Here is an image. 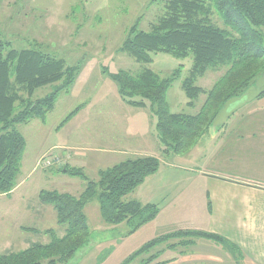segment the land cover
<instances>
[{"label": "rangeland", "instance_id": "obj_1", "mask_svg": "<svg viewBox=\"0 0 264 264\" xmlns=\"http://www.w3.org/2000/svg\"><path fill=\"white\" fill-rule=\"evenodd\" d=\"M167 1L0 0V41H10L17 49L38 47L46 53L64 59L68 66L80 65V72L70 91L60 93L54 109L47 114L45 121L35 118L28 124L18 125L27 140L18 176V182L23 177L25 184L15 193L14 198L0 195V255L22 250L35 242L48 243L51 235L45 230L55 229L59 236L65 233L66 226L58 222L52 205L46 214L43 211L39 212L41 207L46 206L40 200L39 193L46 189L71 191L77 195L75 193L77 187L80 184L85 185L86 181L61 170L68 164L66 157L50 168L36 167L44 153L55 145H65L67 140L79 145L86 142L91 149L85 153L92 160L91 158L99 154L94 144L96 137L99 136L96 129L111 132L113 137L125 131L128 124L133 130H146V108L126 103L118 92L116 82L104 70L111 73L127 70L138 74L145 69H152L167 77L175 70L182 69L181 75L168 91L167 99L171 111L192 115L200 111L207 95L202 94L194 106H189V98L183 88L184 79L189 75L192 66V57L177 58L159 52L155 54L152 62L143 63L121 50L130 28L138 24L139 29L150 30L152 24L164 15ZM212 20L216 25L230 30L216 10L213 12ZM226 70L227 67L210 68L203 76L197 78L195 84L209 90ZM54 89V85L41 87L33 98H43ZM21 92L26 95L25 91ZM263 98L264 96L247 104L228 122L239 121L245 117L246 121L255 118L252 110L264 106L260 105ZM77 108L79 109L67 119V116ZM243 112H247L248 115L244 117ZM100 114L102 116L106 114V119L99 120L96 124L95 118ZM216 143L217 139L210 138L209 133H206L193 146L181 153L161 151L155 154L158 155L161 164L159 172L148 176L143 184L125 198L143 201L152 199L156 196L153 188L157 187L162 194L158 198L155 197L154 202L160 207L164 204L170 205L169 202L177 195L181 194L180 201L188 196L191 197L189 205H195L196 214L199 215L198 219L194 217L193 223L197 220L203 223L200 217L202 213L208 221L210 207L203 182L204 174L210 171L231 172L232 162L237 165L220 153V148L214 153ZM161 147L163 148L162 144ZM58 150L63 155L67 153L65 149ZM52 169L54 171H51ZM84 171L90 179L97 180L98 174L92 169L86 168ZM176 205L181 211L185 208L184 204ZM85 212L91 229V242L79 250L73 259L59 264H122L137 249L161 233L156 226L145 224L131 232L133 228L131 223L113 225L106 222L101 214L98 196L87 204ZM183 220L185 217L181 218V221ZM203 224L206 227L207 224ZM26 238L29 239L27 245ZM181 240L182 238L170 239L153 251ZM197 241V246L200 247H196L194 243L166 248V252L159 260H169V264H205L211 257L222 256L220 252H225L218 248L225 246L212 239L200 237L196 239ZM207 248L212 251H205ZM231 253L238 258V253L235 251ZM148 256L144 254L130 264H139Z\"/></svg>", "mask_w": 264, "mask_h": 264}, {"label": "trees", "instance_id": "obj_2", "mask_svg": "<svg viewBox=\"0 0 264 264\" xmlns=\"http://www.w3.org/2000/svg\"><path fill=\"white\" fill-rule=\"evenodd\" d=\"M214 10L230 30L213 22ZM121 50L143 63L152 62L159 52L177 58L192 57L189 75L183 82L188 105L194 106L199 96L207 95L195 115L172 112L167 99L168 91L182 69L167 77L152 69L138 74L127 70L116 73L104 70L116 82L126 103L150 108L156 118V134L163 151L181 153L204 137L229 98L241 95L262 74L264 0H168L164 15L150 30L139 29L138 24L130 28ZM219 67H227V70L211 89L195 84L197 78L210 68ZM79 72V64L68 66L64 59L38 47L17 49L10 41H0V194L11 193L18 185L27 147V140L18 125L28 124L35 118L45 121L60 93L70 91ZM48 85L55 87L51 94L33 98L39 88ZM160 165L155 156L127 158L100 170L97 180H90L82 168L66 165L61 170L83 178L86 181L84 190L79 195L46 189L39 193L40 200L53 205L58 222L66 226L64 235L59 236L55 229L45 230L51 235L48 243L35 242L22 250L4 253L0 255V264H59L73 259L91 242L85 208L95 196H98L103 219L110 224L128 222L133 226L131 232H135L153 221L160 212L158 204L125 197L157 172ZM200 237L212 239L239 255V247L224 236L181 229L153 238L122 264H130L144 254L149 256L139 264H169V260H159L166 248L192 245ZM173 238L182 240L153 251Z\"/></svg>", "mask_w": 264, "mask_h": 264}, {"label": "crops", "instance_id": "obj_3", "mask_svg": "<svg viewBox=\"0 0 264 264\" xmlns=\"http://www.w3.org/2000/svg\"><path fill=\"white\" fill-rule=\"evenodd\" d=\"M263 104L264 98L260 102V105ZM143 108L147 110V122H145L147 128H145V131L144 129L133 130L128 124L125 127V131L113 137L111 132H103L96 129L99 136L96 137L94 144L97 146L96 150L99 154L91 158L92 160L85 153L91 149L86 142L79 145L67 140L65 145H55L48 152L58 150L59 148L67 150L65 155L60 152L63 158L66 157L68 159V164L66 165L82 168L83 170L90 168L94 173L98 174V178L100 170L115 165L127 158L140 156H155L158 158V155L155 154L161 153L163 148L155 130L154 122L156 118L153 116L150 108ZM252 111L256 116L253 119L246 121L245 116L248 113L243 112L245 118L242 120L227 122L218 131L211 132L208 130L207 132L210 138L217 139L214 153H217L220 148V153L229 157L237 165H234L232 162V166H230L231 172L210 171L204 174L203 182L207 191L206 196L208 198V206L210 207L208 210L210 211L207 215L208 221L204 213L200 217L201 221L207 224L205 225L206 227H204L203 223H199L198 220L196 223H193L195 221L194 217L198 219L199 216L196 214L197 208L195 205H189L191 197L187 196L184 200L180 201L181 194L174 197L169 202L170 205L164 204L162 207L159 206L160 212L157 217L153 221L146 223V225L156 226L157 230H161L160 235L181 229L202 230L224 236L239 247V259L229 250H226L225 247L223 248L222 246L221 248L217 246L225 252H220L222 256L211 257V259L205 261V264H264V106H259ZM106 116V114L103 116L101 114L97 115L95 118L96 124H98L99 120L106 119ZM149 120H152V124ZM38 163L39 161L36 167L39 166ZM58 169L56 170L58 171ZM51 171L54 170L52 169ZM158 172L159 170L153 174H157ZM24 184L25 180L22 177L11 193L0 195L8 196L10 199L14 198L15 193L22 189ZM80 185H77L78 189L75 192L77 195L84 190L86 183L85 185ZM154 188L155 197L158 198L162 193L159 192L157 187ZM69 192L71 193V191ZM155 197L153 196L152 199L149 198L146 201L139 199V201L142 203L158 204L154 202ZM176 203L180 205L184 204L185 208L181 211ZM45 205L41 207L39 212L43 211L46 214V211L51 209V204ZM52 207L56 212L53 205ZM183 212H185V215H183ZM45 214L43 217H45ZM182 217H185V220L181 221ZM26 240L27 245L29 239L26 238ZM197 245L198 241L195 243V246L200 247ZM205 251L212 250L207 248Z\"/></svg>", "mask_w": 264, "mask_h": 264}, {"label": "water", "instance_id": "obj_4", "mask_svg": "<svg viewBox=\"0 0 264 264\" xmlns=\"http://www.w3.org/2000/svg\"><path fill=\"white\" fill-rule=\"evenodd\" d=\"M264 93V70L255 83L241 95L229 98L215 116L209 130L216 132L221 129L229 118L242 107L259 98Z\"/></svg>", "mask_w": 264, "mask_h": 264}, {"label": "built area", "instance_id": "obj_5", "mask_svg": "<svg viewBox=\"0 0 264 264\" xmlns=\"http://www.w3.org/2000/svg\"><path fill=\"white\" fill-rule=\"evenodd\" d=\"M63 156L57 150H52L46 154H44L40 160L38 165L41 166L43 169L50 168L56 163H60Z\"/></svg>", "mask_w": 264, "mask_h": 264}]
</instances>
